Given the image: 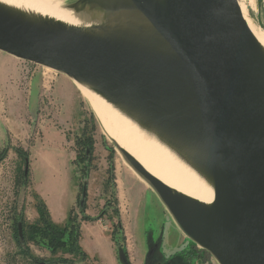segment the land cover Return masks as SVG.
I'll list each match as a JSON object with an SVG mask.
<instances>
[{"label":"water","instance_id":"95a60500","mask_svg":"<svg viewBox=\"0 0 264 264\" xmlns=\"http://www.w3.org/2000/svg\"><path fill=\"white\" fill-rule=\"evenodd\" d=\"M65 8L85 25L0 3V52L65 74L155 134L214 190L211 204L187 196L116 144L183 234L218 264H264V46L238 0Z\"/></svg>","mask_w":264,"mask_h":264},{"label":"rangeland","instance_id":"374dc122","mask_svg":"<svg viewBox=\"0 0 264 264\" xmlns=\"http://www.w3.org/2000/svg\"><path fill=\"white\" fill-rule=\"evenodd\" d=\"M62 2L65 6V1ZM245 6L252 20L264 26V0L261 8L257 0H246ZM76 84L65 74L0 52V154L8 150L6 158L0 162V264H34L25 254L26 247L34 258L51 264L61 258H67L71 264H113L105 256L114 253L118 261L112 231L119 220L131 264H146L151 246L158 249L151 264H159L164 258L172 259L180 251L188 252L195 246L204 259H198L195 264H218L172 221L169 224L173 229L165 230V223L171 220L169 213L156 215L153 210L158 211L157 207L153 209L148 202L149 207L146 206L142 196L151 186L138 178L98 120L96 124L91 122L93 111ZM85 126L93 132L95 151L93 169L83 180L79 169L73 165L71 152L76 154L75 139L82 135ZM17 148L28 152L29 161L15 153ZM27 162L29 176L25 180ZM111 168L115 174L112 183L108 181ZM90 179L91 201H87V210L98 219L85 222L81 221L83 190L80 191V186L84 183L88 188ZM75 188L77 198L71 209L70 192L73 195ZM40 194L51 208L59 210L60 222L56 223L59 226L68 223L73 210L72 216L77 217L76 223L81 226L80 245L88 255L86 260L64 252L52 255L36 245L24 244V240L18 243L19 226L23 233L22 222L39 221L37 196L46 204ZM112 195L118 198L120 219L114 213L117 204ZM150 199L148 195L147 200ZM118 239L121 240V235Z\"/></svg>","mask_w":264,"mask_h":264},{"label":"bare ground","instance_id":"6f19581e","mask_svg":"<svg viewBox=\"0 0 264 264\" xmlns=\"http://www.w3.org/2000/svg\"><path fill=\"white\" fill-rule=\"evenodd\" d=\"M238 2L249 29L264 46V29L250 17L245 6L246 0ZM0 3L27 14L54 19L71 26L85 25L72 11L65 8L62 0H0ZM76 86L108 138L131 154L148 172L169 187L205 204L214 201L212 186L183 157L87 86L79 83Z\"/></svg>","mask_w":264,"mask_h":264},{"label":"trees","instance_id":"16d2710c","mask_svg":"<svg viewBox=\"0 0 264 264\" xmlns=\"http://www.w3.org/2000/svg\"><path fill=\"white\" fill-rule=\"evenodd\" d=\"M91 122L97 123L95 115L91 114ZM94 129V128H93ZM114 147L118 148L115 142ZM75 147H76V159L73 161V165H76L77 169H79L83 180H86L89 176V173L93 169V160H94V151H95V139L92 130L89 132L88 127L85 126L83 129L82 135L75 139ZM7 149L0 154V162L3 161L7 156ZM15 153L25 161H29V154L25 152L22 148L15 149ZM29 174L24 172V179H28ZM109 182L115 181L114 170L111 168L109 175ZM86 185L84 183L80 186V191L85 188ZM113 196V201L116 205L114 209V213L120 219V210L118 208L119 201L116 195ZM38 203L36 204L37 210L39 212L40 218L37 223L34 224H24L22 222L23 228V239H20L19 232L17 233L18 243L22 244L21 241L24 240V244H33L40 248L46 249L52 255H57L59 252H64L65 254H69L71 256L80 257L83 260H86L88 255L83 251L80 245L81 239V231H80V223L77 222V217L69 215L68 223L65 226H59L56 224L49 213V210L46 204L37 196ZM108 205H111L108 202ZM87 203L85 208H81V221L92 222L96 221L98 218H92L86 214ZM114 229L112 231V239L117 248L118 261L120 264L122 263L121 257L125 256L127 260L130 261L129 253L127 248L125 247V235L123 231V227L121 221L119 220L117 224H115ZM118 235H121V240L118 239ZM26 247V246H25ZM25 254L32 259L34 264H51L50 262L46 263L45 261L34 258L29 251V248L26 247ZM198 259H203L201 254L196 250V246L193 249H190L188 252L180 251L176 254L172 259L164 258L159 264H195ZM204 260V259H203ZM118 262V263H119ZM207 262V261H205ZM54 264H71V262L67 258H61L58 262H54Z\"/></svg>","mask_w":264,"mask_h":264},{"label":"crops","instance_id":"0c3cea01","mask_svg":"<svg viewBox=\"0 0 264 264\" xmlns=\"http://www.w3.org/2000/svg\"><path fill=\"white\" fill-rule=\"evenodd\" d=\"M72 153V162H73V160L75 159V156H76V154H75V152L74 151H72L71 152ZM76 188H77V186H76ZM76 188H75V190H74V194L72 195V193L70 192V197L72 198V200H71V209L73 208V206L75 205V203H76V198H77V190H76ZM91 188H92V183H91V179L88 181V188H87V201H88V203H90V201H91ZM149 188V187H148ZM150 190H146L145 192H144V195L142 196L143 198L142 199H144L143 201H144V203L146 204V206H148V204L150 205V206H153V209L154 208H158V211H156V209L155 210H153L154 212H156V215H158V214H160V213H162L163 215L164 214H166V213H169L168 211H167V209H166V207L163 205V203L161 202V200H160V198L158 197V195L156 194V192L152 189V188H149ZM150 195V197H151V199L150 200H147V198H148V195ZM41 195V197H43V199L45 200V198H44V196L42 195V194H40ZM46 201V200H45ZM147 202H148V204H147ZM105 203V202H104ZM46 204H47V206H48V209H49V212H50V214H51V217H52V220L55 222V223H57V222H60V218H59V210L58 209H56L54 206L51 208L50 206H49V204L47 203V201H46ZM103 206H105V204L103 205ZM149 207V206H148ZM86 214H88L90 217H92V218H94V216L91 214V212L89 211V210H87L86 209ZM36 215V214H35ZM162 215V216H163ZM36 217V216H35ZM168 219V218H167ZM172 221V223H174V225H175V227L177 228V229H179V227L176 225V223L174 222V220H173V218H172V216H171V220H170V218H169V221H167L166 223H165V230H166V228H167V230H172L173 229V226L171 225V224H169V222H171ZM168 223V224H167ZM176 233V232H175ZM178 233V232H177ZM96 252V251H95ZM94 256H96V255H94ZM105 257H107L108 259H110L111 261H112V263L113 264H118V261H117V256H116V258H115V255H114V253H111L110 255L108 254V255H106ZM97 258L98 259H100L101 260V256L99 255H97ZM101 264H103V262H101Z\"/></svg>","mask_w":264,"mask_h":264},{"label":"flooded vegetation","instance_id":"af4514ba","mask_svg":"<svg viewBox=\"0 0 264 264\" xmlns=\"http://www.w3.org/2000/svg\"><path fill=\"white\" fill-rule=\"evenodd\" d=\"M64 1H65V6L67 7V6L77 2L78 0H64ZM148 243H150V242L148 241ZM149 251H152L150 253V257H149V261H148V264H151V262H153V260L155 259V255H156L158 249H156L155 246H151ZM145 259H146L145 261L147 262V255H146Z\"/></svg>","mask_w":264,"mask_h":264}]
</instances>
